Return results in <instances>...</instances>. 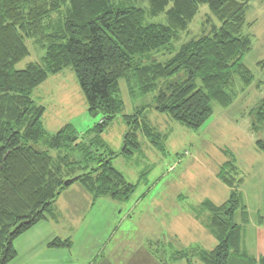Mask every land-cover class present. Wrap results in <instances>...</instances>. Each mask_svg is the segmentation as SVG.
Masks as SVG:
<instances>
[{"label":"trees","instance_id":"obj_1","mask_svg":"<svg viewBox=\"0 0 264 264\" xmlns=\"http://www.w3.org/2000/svg\"><path fill=\"white\" fill-rule=\"evenodd\" d=\"M253 1L0 0V264L17 256L18 236L56 216L55 202L67 188V179L78 176L93 202L104 197L125 201L134 192L136 185L113 165L121 153L97 149H106L101 134L121 114L120 80L130 70L142 93L157 91V110L194 130L212 115L213 102L224 107L234 102L237 78L241 90L253 83L254 74L244 63L253 46L245 31L252 25L246 16ZM202 5L220 25L183 43L165 62H142L146 52L169 50L181 31L189 34ZM160 15L166 22L153 20ZM28 38L41 44L44 56L19 69L17 64L30 54ZM257 64L264 69V60ZM68 66L76 71L89 113L104 116L94 127V137L77 134L71 125L54 133L44 127L45 108L37 103L34 91ZM180 71L184 77L168 80ZM142 113L123 115L129 125L125 154L140 148L139 133L155 145L161 136ZM254 117L252 131L260 134L256 144L264 152V98ZM31 142H42L47 149ZM52 149L59 154L53 156ZM220 176L231 189L229 197L221 204L206 201L208 228L217 244L197 253L203 264H264V256L243 248L244 229L235 220L245 207L242 182L226 171ZM48 245L67 248L72 240L57 237Z\"/></svg>","mask_w":264,"mask_h":264},{"label":"rangeland","instance_id":"obj_2","mask_svg":"<svg viewBox=\"0 0 264 264\" xmlns=\"http://www.w3.org/2000/svg\"><path fill=\"white\" fill-rule=\"evenodd\" d=\"M246 17L252 23L245 31L253 46L244 56V63L254 74L253 83L241 90L243 85L237 78V98L227 107L213 102L212 115L199 129H191L157 110V91L142 93L132 70L120 80L119 96L124 105L121 114L101 134L106 149H97L121 153L112 160L113 165L136 187L125 201L104 197L91 210L94 224H88L89 218L74 231L77 245L90 235L95 236L97 243L103 242L96 264H203L197 252L213 249L217 244L208 228L206 201L221 204L231 193L220 176L223 171L242 182L240 191L245 207L237 211L235 218L244 229L242 246L250 254L264 256V152L256 144L260 134L252 131L254 109L264 98V69L257 64L264 60V0L250 3ZM153 20L166 22L165 15ZM213 24L218 26L220 21L207 5H202L188 27L189 34L181 31L169 50L146 52L142 62L167 61L183 43L202 34L204 29L210 30ZM26 43L30 54L17 64L19 69L30 62H40L44 56L40 43L29 38ZM184 76L185 72L180 71L168 80ZM44 83L48 87L38 93L40 85L33 96L45 108V129L54 133L71 125L77 134L94 137V127L104 116L89 113L74 67H66ZM138 110L161 136L156 138L155 145L139 133L140 148L125 154L129 125L123 115ZM31 144L40 150L47 149L42 142ZM59 152L50 151L53 156ZM74 183L69 186L79 184ZM74 201V206L70 205V192L66 191L58 203L64 205L63 211H90L84 197L76 195ZM111 211L116 220L108 226V221L114 219Z\"/></svg>","mask_w":264,"mask_h":264},{"label":"crops","instance_id":"obj_3","mask_svg":"<svg viewBox=\"0 0 264 264\" xmlns=\"http://www.w3.org/2000/svg\"><path fill=\"white\" fill-rule=\"evenodd\" d=\"M51 79L52 76L47 80ZM45 84L47 83L41 84L37 91L38 93H40L43 88L48 87ZM72 186L74 187L73 189H71ZM66 191L70 192V198L72 200V204L70 205L74 206V200L76 195H78V198L84 197L86 199L85 205L88 206L87 209H90V211L75 212L68 211L67 209L63 211L64 205L60 204L59 206L58 202L59 198ZM62 194L55 202L56 216L54 218L50 217L41 220L15 239L14 247L17 251V256L8 264H96L97 253H100L98 249L101 248L103 242L97 243L95 236L90 235L84 242L77 245V241L73 234L75 230L80 228L81 224L88 221L94 212L91 211L92 208L104 198H100L93 202L90 194L79 184L67 186ZM85 213H87V215H84ZM110 214H114L113 211H111ZM115 216L114 214L113 221H108V226H111L116 220ZM88 224H94L93 219L90 218ZM57 237L63 239L70 238L72 240V245L67 248L50 247L48 245L50 241ZM91 238L92 241L88 242L87 240Z\"/></svg>","mask_w":264,"mask_h":264},{"label":"water","instance_id":"obj_4","mask_svg":"<svg viewBox=\"0 0 264 264\" xmlns=\"http://www.w3.org/2000/svg\"><path fill=\"white\" fill-rule=\"evenodd\" d=\"M78 178H79L78 176H75V177H73V178H69V179H67V180L65 181L64 185L67 187V186H69L70 184H72V183H74L75 181H77Z\"/></svg>","mask_w":264,"mask_h":264}]
</instances>
